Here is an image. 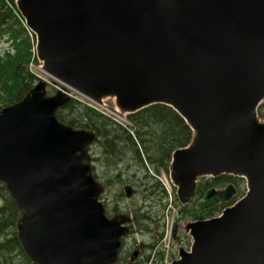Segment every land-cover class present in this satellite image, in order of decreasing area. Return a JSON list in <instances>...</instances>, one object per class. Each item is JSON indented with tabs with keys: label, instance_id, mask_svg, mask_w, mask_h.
Listing matches in <instances>:
<instances>
[{
	"label": "water",
	"instance_id": "water-1",
	"mask_svg": "<svg viewBox=\"0 0 264 264\" xmlns=\"http://www.w3.org/2000/svg\"><path fill=\"white\" fill-rule=\"evenodd\" d=\"M44 69L122 111L174 106L195 129L173 154L187 203L211 172L245 174L248 196L187 225L192 251L174 264H264V0H19ZM66 96L38 85L0 115V181L23 212L18 239L37 264H114L127 228L106 217L91 175L92 132L55 116ZM233 187L222 195L229 199ZM216 194L212 191L209 198Z\"/></svg>",
	"mask_w": 264,
	"mask_h": 264
},
{
	"label": "trees",
	"instance_id": "trees-1",
	"mask_svg": "<svg viewBox=\"0 0 264 264\" xmlns=\"http://www.w3.org/2000/svg\"><path fill=\"white\" fill-rule=\"evenodd\" d=\"M8 2L12 4L13 0H0V27L8 22L10 16ZM18 49L15 57L0 61V108L18 101L36 80V76L29 70L32 58L29 41L25 39ZM59 116L76 127L94 130L101 138L104 153L109 157L108 162L129 154L135 163L139 164V160L143 162L141 148L130 132L120 127L114 128L112 121L95 109L80 106L75 102L71 103L65 112H59ZM130 119L136 127V136L143 143L147 158L158 165H165L172 151L186 145L190 139L188 126L169 107L155 106L132 115ZM146 136L148 139L145 142ZM0 190L1 197L5 198V205L0 208V235L6 238L2 244L3 248H0V264H32L20 249L15 235L9 233L20 212L7 197L4 188L1 187ZM208 214L212 215L213 212ZM15 251L18 252L17 260L12 257Z\"/></svg>",
	"mask_w": 264,
	"mask_h": 264
},
{
	"label": "rangeland",
	"instance_id": "rangeland-1",
	"mask_svg": "<svg viewBox=\"0 0 264 264\" xmlns=\"http://www.w3.org/2000/svg\"><path fill=\"white\" fill-rule=\"evenodd\" d=\"M3 41H0V51L3 50ZM32 70L42 79H51L40 70L39 64H32ZM75 96L85 101L80 95ZM108 107L113 106V102L109 99L106 102ZM103 114L110 117L115 123L122 127L130 125L116 116L113 117L107 110L100 108ZM99 161L95 162L97 174L102 180L109 181L111 188L107 191L106 202L108 209L112 214L124 213L133 218L131 225L135 231V243L143 244L142 259L139 264H151V259L156 260L159 264L169 262L174 254L167 255L177 246L178 242H182L183 246L189 247L191 240L185 234V225L194 220V213L203 214L200 206L202 199L195 200L188 207L179 203L176 196V189L170 180L169 172L162 170L160 174H155L152 167L149 169L145 165L134 162L131 155L121 157L116 161L112 159L108 162L103 156V148L98 146ZM153 170V171H152ZM120 173V175H118ZM153 174V175H152ZM119 176V177H117ZM169 180V183L167 182ZM129 185L134 188V194L131 198H127L124 187ZM238 193L231 200H239L246 191L245 181H238ZM225 186L220 185L218 190H223ZM197 199V200H196ZM221 202H218L220 204ZM213 207V206H212ZM216 213V212H215ZM184 237V240H175L174 233ZM171 236H173L171 238ZM156 247L151 250V245ZM149 255V260L147 256Z\"/></svg>",
	"mask_w": 264,
	"mask_h": 264
},
{
	"label": "flooded vegetation",
	"instance_id": "flooded-vegetation-1",
	"mask_svg": "<svg viewBox=\"0 0 264 264\" xmlns=\"http://www.w3.org/2000/svg\"><path fill=\"white\" fill-rule=\"evenodd\" d=\"M130 250H131V248H129V250L127 251V253H131ZM134 250H136V248ZM128 264H131V263H128Z\"/></svg>",
	"mask_w": 264,
	"mask_h": 264
}]
</instances>
